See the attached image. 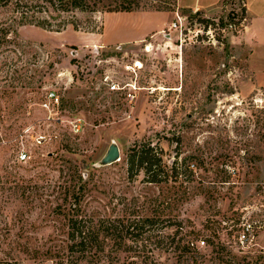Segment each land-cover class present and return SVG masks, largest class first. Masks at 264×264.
<instances>
[{"label": "rangeland", "instance_id": "rangeland-1", "mask_svg": "<svg viewBox=\"0 0 264 264\" xmlns=\"http://www.w3.org/2000/svg\"><path fill=\"white\" fill-rule=\"evenodd\" d=\"M129 3L132 13L108 10ZM243 5L101 0L53 11L0 0V261L264 264V47L254 68ZM128 35L143 36L118 42ZM51 90L60 106L48 111ZM113 141L120 160L99 165ZM143 142L163 148L168 167L179 161L177 178L129 179L128 150ZM249 212L261 227L239 246L226 222ZM74 215L159 221L130 251L109 242L72 254Z\"/></svg>", "mask_w": 264, "mask_h": 264}, {"label": "trees", "instance_id": "trees-1", "mask_svg": "<svg viewBox=\"0 0 264 264\" xmlns=\"http://www.w3.org/2000/svg\"><path fill=\"white\" fill-rule=\"evenodd\" d=\"M25 5L29 6L35 1L42 8H51L53 11H68L70 9L80 10H96L97 4L101 0H24ZM31 2V3H30ZM98 2V3H97ZM130 2V1H129ZM242 10L246 12V0ZM116 9H108L109 11H132L134 8L130 5L120 4L115 6ZM47 10V9H45ZM245 17V16H243ZM223 20V19H222ZM239 21V20H238ZM207 22H210L207 20ZM42 26L52 25L48 22L38 21ZM65 27V25H60ZM128 177L130 180L136 178L141 172L145 175V181L150 183H164L173 180L180 174L179 161L175 160L172 165H168L164 161V149L154 145L151 142H143L128 150L127 156ZM78 200V199H77ZM155 217H136V218H93L86 216L74 215L69 220L70 252L92 253L104 250L109 242L118 245V248H124L130 251L134 248V244L146 242L150 240L152 234L150 228L157 223ZM154 228V227H153ZM232 233V232H231ZM205 244V240H202ZM189 243V242H188ZM137 246V245H136ZM185 248V247H183ZM224 250L225 248L222 247ZM142 251H135L134 256H141ZM146 257V256H145ZM147 257L144 259L146 260ZM76 260L71 259L70 262L64 264H78ZM229 264L230 261L228 262ZM0 264H18L16 261H0Z\"/></svg>", "mask_w": 264, "mask_h": 264}, {"label": "crops", "instance_id": "crops-1", "mask_svg": "<svg viewBox=\"0 0 264 264\" xmlns=\"http://www.w3.org/2000/svg\"><path fill=\"white\" fill-rule=\"evenodd\" d=\"M221 4L222 0H178L179 9L189 8L193 11H202L205 13H211L216 9H220ZM246 12L249 16V22L243 31L242 40H244V45L252 49L250 58L251 61L254 62L252 65H254L255 68L256 56L257 54L260 55L259 48L264 47V0H246ZM142 36L143 35L137 36L136 38L131 35L122 36L118 38V42L129 40L136 42L142 40ZM256 76L258 84H260V73L258 69H256Z\"/></svg>", "mask_w": 264, "mask_h": 264}, {"label": "built area", "instance_id": "built-area-1", "mask_svg": "<svg viewBox=\"0 0 264 264\" xmlns=\"http://www.w3.org/2000/svg\"><path fill=\"white\" fill-rule=\"evenodd\" d=\"M40 105L43 109L48 110V111L55 109V108L57 109V107L60 106V99L56 95V92L54 90H51L47 92L46 99ZM73 126H74L73 130L80 131L81 126H82V120L80 118L76 119L74 121ZM36 138H37V141L41 143L46 138V136L43 134H39ZM30 158H31V154L28 148L25 145H23V147H21V150L19 151V154H18L19 161L26 162ZM262 183H263L262 186L264 189V181ZM261 208L264 209V202L261 203ZM246 210H249V209L247 208ZM253 214H251L250 212L245 213L244 215L242 214L241 216H239L238 219H232L231 221L228 220L226 222L228 226L230 227V230H233L234 232L233 236L239 246L253 240L255 237L256 228L261 227V224L259 223L260 221L258 220L256 215L255 214L253 215ZM235 227L236 229H234Z\"/></svg>", "mask_w": 264, "mask_h": 264}, {"label": "water", "instance_id": "water-1", "mask_svg": "<svg viewBox=\"0 0 264 264\" xmlns=\"http://www.w3.org/2000/svg\"><path fill=\"white\" fill-rule=\"evenodd\" d=\"M121 151L119 145L113 141L105 155L102 157L101 161L99 162V165H110L116 161L120 160Z\"/></svg>", "mask_w": 264, "mask_h": 264}]
</instances>
